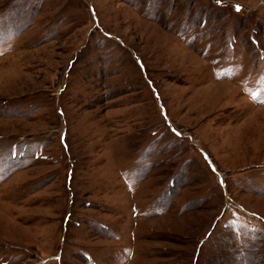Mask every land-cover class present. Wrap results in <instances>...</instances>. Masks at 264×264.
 <instances>
[{
    "label": "rangeland",
    "instance_id": "rangeland-1",
    "mask_svg": "<svg viewBox=\"0 0 264 264\" xmlns=\"http://www.w3.org/2000/svg\"><path fill=\"white\" fill-rule=\"evenodd\" d=\"M0 264H264V0H0Z\"/></svg>",
    "mask_w": 264,
    "mask_h": 264
},
{
    "label": "snow or ice",
    "instance_id": "snow-or-ice-1",
    "mask_svg": "<svg viewBox=\"0 0 264 264\" xmlns=\"http://www.w3.org/2000/svg\"><path fill=\"white\" fill-rule=\"evenodd\" d=\"M239 10V9H238Z\"/></svg>",
    "mask_w": 264,
    "mask_h": 264
}]
</instances>
